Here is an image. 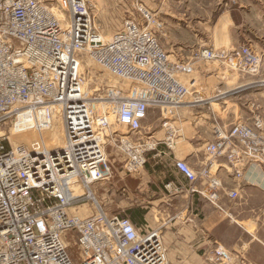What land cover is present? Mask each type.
Instances as JSON below:
<instances>
[{
	"label": "built area",
	"instance_id": "1",
	"mask_svg": "<svg viewBox=\"0 0 264 264\" xmlns=\"http://www.w3.org/2000/svg\"><path fill=\"white\" fill-rule=\"evenodd\" d=\"M97 2L0 0V264H170L165 224L136 226L103 210L95 188L114 169L138 175L150 159H166L191 194L216 207L221 195L239 198L237 190L225 191L221 173L241 185L248 171L264 168L258 102L249 104L250 120L213 126L197 168L175 157L178 110L203 101L181 77L212 62L229 76L258 77L257 50L200 47L173 62L161 45L163 22L141 0H120L122 21L108 40L96 27ZM84 58L130 86L91 87ZM154 109L161 115L148 123ZM56 119L63 143L50 148ZM156 123L160 137L150 133ZM114 126L126 132L111 131ZM22 135L32 141L16 144ZM237 258L216 246L207 262Z\"/></svg>",
	"mask_w": 264,
	"mask_h": 264
},
{
	"label": "crops",
	"instance_id": "2",
	"mask_svg": "<svg viewBox=\"0 0 264 264\" xmlns=\"http://www.w3.org/2000/svg\"><path fill=\"white\" fill-rule=\"evenodd\" d=\"M141 1L163 22L165 26L164 30H171L175 27L169 17H173L176 8L175 5H180L182 1ZM255 2L256 0H253L251 4L246 3L243 4L245 6L241 5L240 10L244 15L239 17L238 15H235L236 19H234L231 14L221 16L216 28L218 31L217 36L221 43L218 50L231 49L240 44H248L257 50L263 57L261 72L258 77L245 75V78L239 80V85L244 86L249 85L251 81H256L261 78L264 79V15H258L255 13L257 7ZM182 4L187 5L186 8L189 9V0L186 3L182 2ZM238 18H242V21ZM187 24V27H191L192 25L190 22H187ZM178 25L181 24L177 23V26ZM160 39L163 49L170 55V60L173 62L177 60H187L194 50L191 48L188 49L190 45L185 48L184 46H175L174 44L167 45V42H164L163 44L162 35H160ZM222 73L225 74L224 69L219 62H213L209 65L199 63L196 64L193 74L183 76L181 79L185 84L189 85L192 91L196 93L198 92V95L200 94L199 92L202 91L204 93L203 95L207 97L213 93V89L210 86H203L202 80L206 78L205 81H208L212 77L224 80L226 77L225 75V78L222 77ZM233 76L239 77L243 75ZM256 94L260 95L254 102H258L264 108V93L262 91L259 93L256 92L254 95L257 98ZM236 107L237 106H235L234 121L231 123L238 120H250V112L245 116V114L241 113L240 108L238 109ZM247 109L249 111V106ZM187 112L192 114V116L187 114L188 121L192 122V120H196V117L197 119L199 118L197 114H194L196 112ZM221 122L223 123V119H221ZM223 124L224 126H228V124ZM193 137L195 136H192L191 138ZM189 139L187 140V138H185L189 146L182 149L178 148L175 152V157L186 161L192 168H197L204 162L203 145L208 142V140H204V144L201 145L196 144V142L200 140L199 137L198 140L196 138H193L192 140ZM112 158L113 155H111V159ZM158 163L160 165H158ZM141 174L142 183H140L139 186L136 185V189L140 193L144 190L146 199H151L150 204L152 205L153 212H149L148 216L154 213L157 215L158 209L161 212H165L163 214L164 220H155V217L151 218L144 216L142 202H134L135 200L130 206H128V209H124L128 211L132 208H136L139 213V218L142 219L141 224L133 222L136 226H141L145 223H148L152 228H157L162 224L166 225L165 229L167 231L162 235V239L167 248L170 264H208L207 255L216 246H222L230 252L238 254V258L234 264H264V259H261V256L256 254L259 251L264 252V239H261L260 237V234L264 233V222H261L260 218L258 219L254 215L249 216L240 212H232V208L230 209L227 207L230 200L222 195L215 207L200 196L191 194L187 190V181L178 171H176L173 167V163L169 160L150 159L140 175ZM220 176L223 180L225 191L237 190L239 198L245 191L248 192L258 189L264 192V168L248 171L245 178L242 180L241 185L236 184L231 177H228L223 173H221ZM168 184H171L170 187L165 189V186ZM177 187L180 188V191L176 190ZM128 190L130 189L128 188ZM132 191L133 189H131V192ZM131 195L133 197L138 196L133 193ZM128 199L129 198L126 200L127 202ZM138 199V201H141L143 197ZM231 201L234 202L236 200ZM153 205H155V207H153ZM262 211H264V208H262L260 212ZM212 212L219 214L220 218L214 219L213 221ZM168 221L169 225L166 224ZM199 222L201 223L200 225H203L202 229L196 228V224ZM172 227L176 228L175 231L171 230ZM218 227L227 229L234 237V242L228 243L223 241L220 236H216L214 231Z\"/></svg>",
	"mask_w": 264,
	"mask_h": 264
},
{
	"label": "rangeland",
	"instance_id": "3",
	"mask_svg": "<svg viewBox=\"0 0 264 264\" xmlns=\"http://www.w3.org/2000/svg\"><path fill=\"white\" fill-rule=\"evenodd\" d=\"M178 1V0H176ZM186 3L188 0H180ZM190 6L187 9V5L181 4L175 5V13L173 17H169L172 24L175 25V29L164 30L162 35V42H167V45L174 44L175 46H184L188 49H195L200 47H214L216 50L220 47V40L218 38V31L216 30L217 24L221 19V16L226 14H231V16L236 19L235 15L242 16L244 13H241L240 6L246 3L251 4L253 0H189ZM192 1V2H191ZM98 6L101 11L96 20V27L101 31L102 36L105 39L110 38L111 34L115 32L119 27L122 21V13H121V3L120 0H98ZM255 4H257L255 13L258 15H264V0H256ZM245 6V5H243ZM242 21V18H238ZM237 21V20H236ZM187 22H190L191 27H187ZM177 23L181 24L177 26ZM172 61V60H171ZM213 63V62H212ZM204 65H209L211 63H200ZM83 65L87 66L85 68V73L88 74L87 81L92 80L93 82L96 79H100L105 82H112L117 85L118 88H128L130 84L123 82L113 76L112 74L106 72L104 69L94 64L92 61H88L85 58L83 59ZM218 66V64H217ZM221 68V67H220ZM222 70V68H221ZM264 70V69H263ZM210 77V76H205ZM222 77L224 74L222 73ZM246 76H233L232 78H225L221 80V78H210L208 81L205 79L202 80L203 86H210L213 89V93L205 97L202 91H200L198 98L203 100L198 104H191L192 109L187 110H178V116L176 118L177 128L180 131L181 140L178 141V145L176 151L182 149L184 147H188L185 138L187 140L190 138L198 137L200 140L196 142V144H204V140L212 139V128L215 124L224 125L234 121V112L235 106L236 108H240L241 113L248 115L249 111L247 107L252 102L256 101L260 94H256V92L264 93V79H258L251 81L249 85H239V80L245 78ZM91 78V79H90ZM184 83V81L181 79ZM234 81V82H233ZM236 82V83H235ZM185 84V83H184ZM187 85V84H186ZM93 85H91L92 87ZM94 87V86H93ZM193 89V88H192ZM257 103V102H256ZM100 109H103L104 106H99ZM154 113L152 110L149 113V121L148 123H152L160 117V112L154 109ZM187 111H194L198 115V119L192 122L188 121L187 114L192 116V114ZM223 119V123L221 119ZM113 120V117H111ZM232 124V123H231ZM121 134L125 133L126 130L124 128H116L114 126L111 131H117ZM150 133H156L157 136H160L161 132L159 129V124L156 123L152 127ZM55 135L60 139L64 136L63 126L59 119H56L54 122V130L48 133L47 141L50 142L49 145H53L52 141H54ZM25 136V135H24ZM22 136V137H24ZM192 136H195L191 138ZM30 138V137H29ZM28 136L24 138L17 137L15 142H23L27 143L30 141ZM189 139V140H190ZM193 143V142H192ZM50 146V148H53ZM204 146V145H203ZM202 146V147H203ZM204 148V147H203ZM203 150V149H202ZM204 151V150H203ZM113 153L112 150H109V154ZM205 158L203 152V159ZM205 160V159H204ZM158 165H160L158 163ZM142 174L138 175H129L124 174L120 169H114L113 173L109 177L108 181L102 183L101 185L95 188L96 196L98 199V203L103 210H106L109 213L119 214L122 216H127L131 219L128 211L124 208L128 209V206L132 204V202H142V210L144 216H148L149 212H153L152 205L150 204L151 199H146L145 191L142 190L140 193L136 187L142 183ZM137 185V186H136ZM128 188L130 190H128ZM131 189L133 191L131 192ZM136 194L138 196L133 197L131 194ZM140 197H143L141 201H138ZM128 199V202L126 201ZM134 198V199H133ZM236 204V205H234ZM155 207V205H153ZM227 207L232 208V212L235 213H243L245 215H254L258 219L260 218L261 222H264V211L260 212L262 208H264V192L258 189H254L248 192H244L240 195V198L236 199V201L228 202ZM131 208V207H130ZM85 210L86 208H81L80 210ZM165 212H161L157 209V215L154 213L149 215L148 217H155V220H164L163 214ZM218 215V217H217ZM220 215L212 212V218L214 219L220 218ZM169 218V217H167ZM222 218V217H221ZM152 220V219H151ZM152 222V221H151ZM169 225V221L166 222ZM199 222L196 224L197 229H202L203 225H200ZM166 225L161 231L163 235L166 229ZM176 228L172 227V231H175ZM264 230V225H263ZM190 232V230H189ZM264 232V231H263ZM189 234V233H186ZM214 234L216 236H220L221 239L228 243L234 242V237L232 234L225 228L218 227ZM261 239H264V233L260 234ZM259 256L261 259H264V252L259 251Z\"/></svg>",
	"mask_w": 264,
	"mask_h": 264
},
{
	"label": "bare ground",
	"instance_id": "4",
	"mask_svg": "<svg viewBox=\"0 0 264 264\" xmlns=\"http://www.w3.org/2000/svg\"><path fill=\"white\" fill-rule=\"evenodd\" d=\"M99 30V29H98ZM100 31V30H99ZM101 32V31H100ZM109 39V38H108ZM108 39H106V40H108ZM82 65H83V62H82ZM84 66V65H83ZM85 67H87V66H85ZM225 75V77H227V78H230L231 76H229V74H227V73H225L224 74ZM91 79V78H90ZM88 83L89 84H91V85H93V86H97V87H104V88H118L117 87V85L116 84H114V83H112V82H105V81H102V80H100V79H96L94 82L92 81V80H89L88 81ZM120 89V88H119ZM198 93V92H197ZM98 108H99V106H98ZM107 108L108 109H110V110H113L114 108H113V106L112 105H108L107 106ZM54 130V127L52 128V130L50 131V132H52ZM22 136H24V135H22ZM22 136H19L20 138H26V136H24V137H22ZM30 136H28V138H29ZM34 136H32V138H33ZM55 139H54V141H52V143H53V145L54 146H52V145H49L50 144V142H46V145L47 146H52V147H60L61 146V144L63 143V138L61 139H59L56 135H55V137H54ZM30 139V141L29 142H27V143H25V144H29L31 141H32V139H31V137L29 138ZM20 142H16V144H19ZM21 143H23V142H21ZM178 145V144H177ZM177 147V146H176ZM83 208V207H82ZM85 208V207H84ZM83 210V209H82ZM86 210V209H85Z\"/></svg>",
	"mask_w": 264,
	"mask_h": 264
},
{
	"label": "trees",
	"instance_id": "5",
	"mask_svg": "<svg viewBox=\"0 0 264 264\" xmlns=\"http://www.w3.org/2000/svg\"><path fill=\"white\" fill-rule=\"evenodd\" d=\"M128 214L130 215L131 219L130 218L129 219L132 222H135L137 224H141L142 223V219L139 218V213L137 212L136 208H132V209L128 210Z\"/></svg>",
	"mask_w": 264,
	"mask_h": 264
}]
</instances>
